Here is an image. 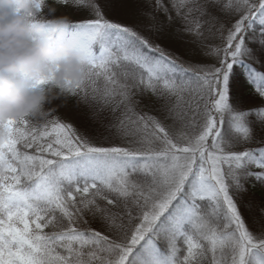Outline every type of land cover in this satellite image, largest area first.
<instances>
[{"label": "snow or ice", "instance_id": "1", "mask_svg": "<svg viewBox=\"0 0 264 264\" xmlns=\"http://www.w3.org/2000/svg\"><path fill=\"white\" fill-rule=\"evenodd\" d=\"M33 7L45 31L67 19L60 8L93 17L67 19L56 42L87 63L63 97L107 135L60 122L63 97L42 125L0 121V264H264V198L245 199L264 187V0ZM53 79L31 77V87Z\"/></svg>", "mask_w": 264, "mask_h": 264}, {"label": "clouds", "instance_id": "2", "mask_svg": "<svg viewBox=\"0 0 264 264\" xmlns=\"http://www.w3.org/2000/svg\"><path fill=\"white\" fill-rule=\"evenodd\" d=\"M34 11L33 0H0V121L43 119L47 105L66 95L65 80L87 75L83 53L56 42L57 29L69 21L57 20L45 31L30 20ZM50 72L54 79L48 86L31 87V77ZM5 135L0 129V139Z\"/></svg>", "mask_w": 264, "mask_h": 264}, {"label": "rangeland", "instance_id": "3", "mask_svg": "<svg viewBox=\"0 0 264 264\" xmlns=\"http://www.w3.org/2000/svg\"><path fill=\"white\" fill-rule=\"evenodd\" d=\"M107 18L110 20L118 21V22L125 23V24H133L134 23V21H132L130 19H126L122 16H119V15H116L113 13H108ZM68 20H71V18H68ZM217 42H219V41H217ZM164 46L170 48V50L177 51V52H180L181 54H183V49L180 45L165 43ZM185 58L188 59V57H185ZM191 59L193 60V62H196V63H200V62L210 63L211 62V61L204 60L202 57H199V56L192 57ZM64 101H65V106L60 108L58 112L53 113V115H55L60 120V122L66 123V124H71L78 134L86 132L88 135H90L89 133L92 131H95V128H96L97 131L95 132V134L97 136L101 137V139L103 136L107 135V133L104 131V129L101 128L100 126H98V123H94V122L88 120V117L85 116V114L83 112V111H85L84 108L90 112V110H88L87 107L82 106V105L76 106V104H72L71 102H69V100H64ZM57 103H60V101H58ZM82 107H84V108H82ZM33 123L38 124V125H42L44 123V120L41 119L38 122L33 121ZM76 124H78V126ZM91 128H93L94 130ZM27 150L32 151V152L35 151L34 149H27ZM34 154H36V153L34 152ZM246 215H247L246 220H248L247 212H246ZM96 228L101 230V227H99V226Z\"/></svg>", "mask_w": 264, "mask_h": 264}, {"label": "trees", "instance_id": "4", "mask_svg": "<svg viewBox=\"0 0 264 264\" xmlns=\"http://www.w3.org/2000/svg\"><path fill=\"white\" fill-rule=\"evenodd\" d=\"M65 15L67 16V19L68 18H71V20H69L70 22H79V21L84 20V19L93 18L91 16V14L89 12H87L86 10H82V9H72V8H60L59 9V12H58V17H62V16H65ZM63 100H69V102H71L72 104H76V106L82 105V104H78V102H77L78 98H76V97H63ZM82 106H84V105H82ZM82 108H84V107H82ZM84 110L85 111H83V112H84L85 116L88 117V120H90V121H92L94 123H98V126L101 127V125H100L99 122H96L92 118H90L91 117V112L87 111L85 108H84ZM98 119L99 120H103V114H101V116ZM33 121L38 122L40 120L33 119ZM104 123H107V121H104ZM76 125L78 126V124H76ZM101 128H103V127H101ZM91 129H93V128H91ZM96 131L97 130L95 128V131H92V132L89 133L90 136H97L95 134ZM111 142L112 143H116V144L119 143V141H111ZM27 151L29 153H32V154H34V152H35V151H33V152L32 151H29V150H27ZM262 198H264V187H260V186H257L256 188L251 189L250 192L248 194H246V196H245V199L260 200ZM244 216H245V219H246L247 218L246 212L244 213ZM97 225L99 227H101L100 224L97 223V222H91L89 226L91 228H93V229L99 230V229L96 228V227H98Z\"/></svg>", "mask_w": 264, "mask_h": 264}]
</instances>
